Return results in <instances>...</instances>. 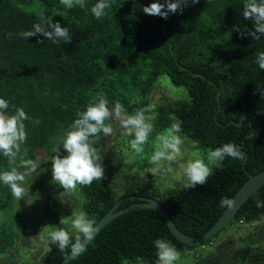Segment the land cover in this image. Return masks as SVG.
<instances>
[{"label":"trees","instance_id":"obj_1","mask_svg":"<svg viewBox=\"0 0 264 264\" xmlns=\"http://www.w3.org/2000/svg\"><path fill=\"white\" fill-rule=\"evenodd\" d=\"M95 2L86 0L84 9H65L59 0H0V97L9 102V111L13 105L23 107L31 118L25 121L27 140L20 158L36 160L38 151L48 150L96 92L106 93L109 106L119 101L132 113L149 107L154 82L167 75L173 85L186 90L187 98L151 108L157 130L179 120L182 137L206 152L227 142L242 143L251 131L250 123L253 134L242 148L247 155L245 164L226 157L223 168L213 169L207 184L195 188L160 191L150 180L120 194V188L107 179L116 167L105 157L109 136L101 133L96 147L102 150L104 178L91 186H78L81 207L96 222L121 197L147 196L164 206L182 232L200 235L224 210L221 198H232L246 180L244 169L251 174L264 169V95L257 88L259 84L264 89V70L254 62L257 52L264 51V36L259 41L241 36L245 26H253L243 18V0H198L195 4L188 0L182 10L169 13L166 19L142 11L152 0H114L100 20L90 12ZM42 14L68 27L71 41L53 43L40 35L26 41L16 35L30 30ZM8 32L11 38L5 35ZM136 97L141 103H130ZM243 115L248 120L241 126L231 123ZM37 118L41 123L34 126L32 120ZM60 152L67 154L62 146ZM8 168L7 159L0 155V171ZM5 189L10 200L11 191ZM1 197L0 193L3 203ZM257 199L264 201V186L247 199L228 225L244 227L242 232L220 238L227 226L198 246L179 242L152 209L127 211L102 227L86 251L68 264H157L154 241L160 238L180 253L193 250L192 264H264V224H260L264 207L256 206ZM134 202V198L125 199L116 209ZM9 235L0 226V254L12 244ZM47 244L44 264H58L68 254Z\"/></svg>","mask_w":264,"mask_h":264},{"label":"clouds","instance_id":"obj_2","mask_svg":"<svg viewBox=\"0 0 264 264\" xmlns=\"http://www.w3.org/2000/svg\"><path fill=\"white\" fill-rule=\"evenodd\" d=\"M193 4L198 0H191ZM65 9L79 7L84 9L86 0H59ZM114 0H96L90 7V12L97 20L107 15V10ZM188 0H152L144 6L142 11L148 15L167 18L169 13H176L186 6ZM242 15L245 20H251L253 26L241 32V36H250L259 41L264 36V0H243ZM8 38L12 33L5 34ZM20 39L28 40L30 37L40 35L53 43L70 42L69 28L62 26L58 21L41 15L38 22L30 30L20 31L16 34ZM37 42H42L38 40ZM260 70H264V51L256 54L254 61ZM264 95V89L257 85ZM140 104L139 97L130 101ZM9 102L0 97V155L7 159L9 168L0 171V183L7 186L12 196L17 200L29 194L28 178L31 180L38 175L40 160L20 158L22 145L26 143L27 131L25 121L31 120L23 107L11 106ZM151 107H139L129 113L124 104L116 101L109 106V99L103 91H98L85 105L83 110H77L74 120L63 130L62 135L53 146L51 155V182L63 189L58 193L61 202L64 197L77 191L78 186H91L94 181H102L105 169L102 164V150L96 147L100 134L110 136L114 132L112 121L122 128L123 135L130 137L128 143L133 152L150 165L148 171L152 176L166 175L172 165L179 163L184 158L185 140L181 135V122L175 120L171 125L161 131L155 127V115L149 114ZM33 125H39L40 119L32 120ZM153 134H155L153 136ZM150 138L151 142H150ZM150 144V155L145 156L146 146ZM60 146L66 155H60ZM196 147V142L193 143ZM24 156H27L25 150ZM226 157L233 160H244L245 153L237 144L227 142L214 149H209L202 154L193 152L182 166V171L176 176V181L182 183L184 189L195 188L197 185L207 184L208 178L213 175V169L223 168ZM19 163L17 164V160ZM23 169V171H21ZM35 174V175H34ZM233 200L222 197L221 207L231 208ZM257 207H264V201L256 200ZM59 224L65 227H52L47 229L46 241L56 245L61 253H71L73 257L86 251L85 243L94 238L95 221L84 211L73 214L71 217H61ZM74 233V234H73ZM157 264H176L180 259V252L168 240L160 238L154 241ZM51 247L49 248V252Z\"/></svg>","mask_w":264,"mask_h":264},{"label":"rangeland","instance_id":"obj_3","mask_svg":"<svg viewBox=\"0 0 264 264\" xmlns=\"http://www.w3.org/2000/svg\"><path fill=\"white\" fill-rule=\"evenodd\" d=\"M186 98L187 93L183 87L173 85L167 75H161L154 82L149 96V107L153 109L159 103ZM112 124L114 132L108 138L105 157L113 162L116 170L115 174L107 177V179L113 187L120 188V194L128 193L133 188L150 180L155 183L156 188L160 191L173 187H183L182 183L176 181V176L182 171L183 164L191 158L193 152L206 153L194 147L191 140L183 137L185 140L184 158L179 163L172 165L171 170L166 175L152 176L148 171L150 165L146 159L137 156L131 150L128 143L130 137L123 135L124 130L119 127L117 122L112 121ZM59 138L52 141L48 150H40L36 153L41 165L37 169L38 175L32 180L28 178L26 181V183H30L29 194L23 199L17 201L11 194L9 200L6 196V186L0 183L1 198L7 203L5 201L1 203L0 200V226L10 233L9 236L12 241L6 252L0 254V264H44L42 254L48 248L45 237L49 225L57 227L61 217H71L73 214L82 211V195L79 193V189L73 194L65 196L63 198L65 202H61L58 193L62 192L63 189L51 182L50 158L53 155V146ZM151 151L149 144L146 146L145 156L150 155ZM59 154L65 155L63 152ZM260 224H264V216L261 217ZM243 228L236 229L235 226H228L219 237L237 234V232H242ZM192 255L193 253L188 254L186 251L181 252L180 259L176 264L193 262L194 257ZM124 264L130 263L124 262Z\"/></svg>","mask_w":264,"mask_h":264},{"label":"water","instance_id":"obj_4","mask_svg":"<svg viewBox=\"0 0 264 264\" xmlns=\"http://www.w3.org/2000/svg\"><path fill=\"white\" fill-rule=\"evenodd\" d=\"M157 41H161V39L156 38ZM169 50L172 52L171 44L169 43ZM180 68L182 70H189L188 68L181 66ZM190 71V70H189ZM190 73L194 76H201L205 79L206 76L201 73H195L193 71H190ZM208 80V79H207ZM209 82H212L208 80ZM219 95L220 91H217L216 99L219 101ZM244 120H248L247 115H243L238 122L231 121L232 124L236 126H241L243 124ZM230 123V122H229ZM250 126V133L246 134L243 139L242 143L238 144L237 147L241 148V150L245 153V151L242 149L245 144V139L250 137L253 132L251 125ZM247 159V155L245 153V159L243 160V165L245 164ZM245 173L247 174L246 180L239 186V188L236 190V192L232 196L233 205L231 208L225 207L220 216L217 218V220L202 234L197 236H191L184 232H182L172 221L170 218V215L168 214L167 210L164 208V206L155 198L147 197V196H134L132 194H127L123 197H121L103 216H101L96 222H95V233L94 236L100 231L102 227H104L108 222L116 218L117 216L130 211L134 209H152L159 213L163 220L165 221L167 227L169 228L172 235L182 244H185L187 246H198L203 243H205L207 240H209L212 236H214L217 232L223 230L226 228L231 222L234 220L235 215L237 211L240 209V207L247 201V199L252 196L258 189L264 186V169L261 171L251 174L246 169ZM136 199L137 202L128 204L120 209H116L117 206L125 199ZM91 241V240H90ZM90 241H82L85 243V246ZM73 258L71 253L64 256L58 264H68V262Z\"/></svg>","mask_w":264,"mask_h":264},{"label":"crops","instance_id":"obj_5","mask_svg":"<svg viewBox=\"0 0 264 264\" xmlns=\"http://www.w3.org/2000/svg\"><path fill=\"white\" fill-rule=\"evenodd\" d=\"M186 253H193V250H186ZM190 261V260H189ZM192 261L189 262V264L191 263Z\"/></svg>","mask_w":264,"mask_h":264}]
</instances>
